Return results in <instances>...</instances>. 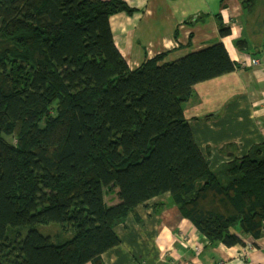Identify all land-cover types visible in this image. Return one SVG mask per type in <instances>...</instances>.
Segmentation results:
<instances>
[{
  "label": "trees",
  "instance_id": "16d2710c",
  "mask_svg": "<svg viewBox=\"0 0 264 264\" xmlns=\"http://www.w3.org/2000/svg\"><path fill=\"white\" fill-rule=\"evenodd\" d=\"M121 12L124 0H0V264H100L115 227L167 193L212 244L264 238V143L214 170L185 115L198 85L240 64L217 39L132 70L110 24Z\"/></svg>",
  "mask_w": 264,
  "mask_h": 264
},
{
  "label": "crops",
  "instance_id": "0c3cea01",
  "mask_svg": "<svg viewBox=\"0 0 264 264\" xmlns=\"http://www.w3.org/2000/svg\"><path fill=\"white\" fill-rule=\"evenodd\" d=\"M124 1L133 13L115 14L110 24L115 45L132 70L161 54L167 55L165 62L176 61L217 39L241 65L240 70L198 85L185 109V115L196 109L187 118L190 123L208 125L213 131L223 123L228 108L243 105L239 129L233 136L224 130L231 140L217 150L227 161L213 169L231 161V154L240 158L264 143V0H251L248 9L242 4L246 0ZM222 28H230L231 34L222 38ZM238 40L244 42L241 48L235 44ZM253 59L260 64L252 65ZM193 135L198 143L194 131ZM201 149L205 157L214 155L210 141ZM114 232L121 244L106 252L100 264H264V238L242 236L245 245L231 248L212 244L174 204L170 193L138 206ZM249 244L255 249L246 254Z\"/></svg>",
  "mask_w": 264,
  "mask_h": 264
},
{
  "label": "bare ground",
  "instance_id": "6f19581e",
  "mask_svg": "<svg viewBox=\"0 0 264 264\" xmlns=\"http://www.w3.org/2000/svg\"><path fill=\"white\" fill-rule=\"evenodd\" d=\"M209 103H206L205 105L201 106L202 108L208 106ZM243 105L241 102H239L237 105L231 106L228 108L225 118L223 120V123H221L220 126L213 128V131H215V134H213V131L208 130V125L204 127L205 125L195 124L193 122H189L190 126H192V130L194 131L195 136L197 137L198 146L201 149L207 141L212 142L214 147V155L210 158L209 156H206L207 159L212 162V169L216 167L219 163L227 161V158L225 156H221L218 154L217 150L218 148L223 145L225 142L230 141L229 135L224 130H227L232 133L239 129V125L242 123L243 114L242 109ZM196 112V109H192L191 111H188L186 113L187 118L190 117L192 113ZM233 114V115H232ZM241 115V116H240ZM210 126V125H209ZM226 127V128H225ZM192 131V132H193ZM212 134V135H211ZM210 135V136H208ZM207 136V137H206ZM212 138L215 139V141L212 140ZM202 150V149H201ZM161 197V196H160ZM159 198V197H158Z\"/></svg>",
  "mask_w": 264,
  "mask_h": 264
},
{
  "label": "rangeland",
  "instance_id": "374dc122",
  "mask_svg": "<svg viewBox=\"0 0 264 264\" xmlns=\"http://www.w3.org/2000/svg\"><path fill=\"white\" fill-rule=\"evenodd\" d=\"M245 9H248V3L245 4ZM106 199H107L108 205L116 204L118 202L114 195H111L110 197H107ZM52 226L53 225L42 226L39 228V230L44 234L46 233V234L55 235L56 233L59 232V228L58 227H52Z\"/></svg>",
  "mask_w": 264,
  "mask_h": 264
},
{
  "label": "built area",
  "instance_id": "2783aa9c",
  "mask_svg": "<svg viewBox=\"0 0 264 264\" xmlns=\"http://www.w3.org/2000/svg\"><path fill=\"white\" fill-rule=\"evenodd\" d=\"M251 64L254 65V66H258L260 64V62L258 60H250ZM245 65V64H242V66ZM241 66V65H240ZM255 249V246L254 245H246L245 247V253L247 254L249 251H252Z\"/></svg>",
  "mask_w": 264,
  "mask_h": 264
},
{
  "label": "water",
  "instance_id": "95a60500",
  "mask_svg": "<svg viewBox=\"0 0 264 264\" xmlns=\"http://www.w3.org/2000/svg\"><path fill=\"white\" fill-rule=\"evenodd\" d=\"M234 154H231V156H233Z\"/></svg>",
  "mask_w": 264,
  "mask_h": 264
}]
</instances>
